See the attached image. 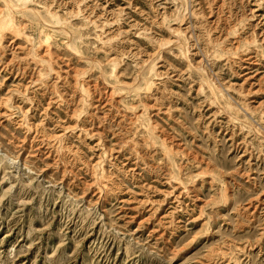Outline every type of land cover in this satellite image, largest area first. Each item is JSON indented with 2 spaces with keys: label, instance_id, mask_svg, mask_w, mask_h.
I'll list each match as a JSON object with an SVG mask.
<instances>
[{
  "label": "rangeland",
  "instance_id": "rangeland-1",
  "mask_svg": "<svg viewBox=\"0 0 264 264\" xmlns=\"http://www.w3.org/2000/svg\"><path fill=\"white\" fill-rule=\"evenodd\" d=\"M0 264H264V0H0Z\"/></svg>",
  "mask_w": 264,
  "mask_h": 264
},
{
  "label": "bare ground",
  "instance_id": "bare-ground-1",
  "mask_svg": "<svg viewBox=\"0 0 264 264\" xmlns=\"http://www.w3.org/2000/svg\"><path fill=\"white\" fill-rule=\"evenodd\" d=\"M3 18H4V17H3ZM6 22H7V21H6ZM2 24H3V25H4V27H6V28H7V27H9V26H10V28H11V27H12V25H13V23H12V22H10V21H9V22H7V23H5V24H4V23H2ZM14 27H15V26H14ZM12 30H13V29H12ZM10 32H11V31H10ZM16 32H17V30H16ZM8 33H9V32H8ZM193 36H194V35H193ZM165 41H166V40H165ZM43 45H44V44H43ZM170 45H171V44H170ZM198 51H199V50H198ZM201 51H202V50H201ZM49 52H50V51H49ZM47 54H48V53H47ZM195 54H196V53H195ZM197 54H198V53H197ZM199 54H201V53L199 52ZM204 55H205V54H204ZM197 56H198V55H197ZM201 57H202V55H201ZM201 57H199V58L202 60V58H201ZM203 57H205V56H203ZM200 59H199V60H200ZM201 60H200V61H201ZM206 60H207V59H206ZM198 62H199V61H198ZM196 66H197V65H196ZM206 81H207V80H206Z\"/></svg>",
  "mask_w": 264,
  "mask_h": 264
}]
</instances>
